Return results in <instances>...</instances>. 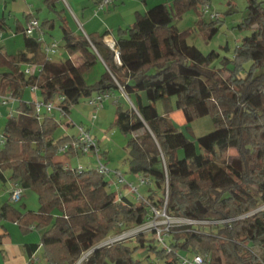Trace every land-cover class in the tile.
<instances>
[{
	"label": "trees",
	"instance_id": "1",
	"mask_svg": "<svg viewBox=\"0 0 264 264\" xmlns=\"http://www.w3.org/2000/svg\"><path fill=\"white\" fill-rule=\"evenodd\" d=\"M59 1L44 3L61 15L63 10L55 8ZM199 2L208 0L160 2L137 13L131 25L116 30L118 61L103 41L107 32H91L87 39L63 25L67 56L47 57L42 43L24 32L35 17L16 30L24 35L22 50L12 54L0 46V93L10 92L19 101L1 132L0 181L34 189L39 201L37 210L26 212L2 204L0 226L5 219L23 233L41 231L40 243L24 244L27 264L34 262L40 245L47 264H77L80 258L78 264H143L139 249L145 250L147 264H178L179 256L194 254L204 264H264V208L258 209L264 204V0H247L239 27L248 34L230 58L222 59L215 50L205 54L188 44L189 30L173 24ZM38 22L44 35L54 27L53 19ZM210 23L212 36L218 25ZM75 54L83 58L79 66L70 58ZM99 58L108 69L88 84L84 74ZM31 64L39 70L27 75L25 66ZM30 85L37 86L41 102L57 97L64 116L96 93L120 90L131 99L135 108L118 107L114 125L127 137L128 172L145 180L137 184L138 198L117 196L95 166L79 169L53 160L72 136L55 138L59 122L35 114L34 102L22 99ZM172 96L174 106L166 113L180 111L186 123L211 115L213 130L188 139L156 109V101ZM230 148L236 153L229 154ZM66 154L76 155L72 150ZM151 208L169 218L209 222L169 226L165 246L153 231L99 245L110 233L146 222Z\"/></svg>",
	"mask_w": 264,
	"mask_h": 264
},
{
	"label": "crops",
	"instance_id": "2",
	"mask_svg": "<svg viewBox=\"0 0 264 264\" xmlns=\"http://www.w3.org/2000/svg\"><path fill=\"white\" fill-rule=\"evenodd\" d=\"M172 1L173 0H114L105 10L95 12L96 0H60L55 6L56 10H63L60 15L48 8L45 5L44 0H0V18H3V27H0V46H2L8 53L12 54L22 50L24 48V35L21 31L16 30H22L29 17H35L39 21H41L43 18L53 19L54 27L56 24H58L61 34V26L63 25L68 29V31L70 30L76 34H84L86 36L91 32H107V35L114 39L116 30L118 28H124L131 25L137 13L143 14L148 8L157 3H170ZM62 2H65V4L68 5L71 10L73 9L75 11L79 22L78 28H74L69 25L66 18L67 16L65 15L66 11L64 8H59L62 7ZM45 9L57 15L59 23L54 17V14L52 16L49 12L45 14V17L40 19L39 16L43 14ZM44 38L48 41H51V39L46 38L45 35ZM63 51L64 52L61 53V57L59 59H55L53 56L51 58L53 60H60L61 58L63 59L65 56H67L65 49H63ZM70 58L76 66L81 65L83 62V58L80 54L72 55ZM31 65L34 66L37 64ZM24 66L25 65H23L22 68ZM107 69L108 68L106 64L101 58H99L97 63L85 72L84 79L88 84H91L97 81L100 75ZM39 98L40 94L38 88L35 92H32L29 87H26L23 90L22 99L26 102H34L36 99L39 100ZM127 101L131 102L128 96H125V94L120 90L111 92L109 97L102 100L100 107L92 106L88 103V98H85L82 99L78 104L71 107L68 115L61 118L62 120L60 122L59 118L58 122L60 126L62 125L63 130L65 131V134L62 136H72L75 134L76 125H81L85 129L89 130L96 139L101 152V159L105 165L110 169L120 170L128 182L132 183L133 185H137V174L128 172L127 165L124 162V159L127 156V137L122 134L114 125L117 108L121 107L122 109H126L127 106L129 107ZM18 103L19 101L17 99L6 103L0 102V121L4 118V116L7 117L11 113H16ZM169 114L172 113H166L164 110V116L166 115L168 117ZM50 115L52 118L56 119V116L53 113ZM72 126H75L74 130L69 132L70 127ZM53 136L55 137V135ZM65 155L68 157L70 156L69 154ZM73 157H77V163L75 162V165L70 164V162L63 161V158H58L57 155L53 160L56 162H61L62 165L69 167H75L79 165L82 167L95 166V163L92 164L89 162L83 165V162H81L80 158H78V154L73 155ZM87 160L90 159L87 158ZM110 181L112 182L110 183V186H114L116 181L115 177L110 176ZM10 182L11 181L8 179L2 181L3 187H6L8 190ZM141 188L142 186H139V190ZM113 190L117 196H119V194L124 195L130 200L136 198L135 194L131 192L124 184L120 186L115 185ZM0 227V242H2L9 235V233L4 223H2ZM36 240V233H29L24 236L21 235L17 243L10 244L8 239L5 245L9 251L18 253L19 257L21 258L18 264H27L28 258H25L27 254L24 249V244L36 243Z\"/></svg>",
	"mask_w": 264,
	"mask_h": 264
},
{
	"label": "rangeland",
	"instance_id": "3",
	"mask_svg": "<svg viewBox=\"0 0 264 264\" xmlns=\"http://www.w3.org/2000/svg\"><path fill=\"white\" fill-rule=\"evenodd\" d=\"M208 4H209L208 10L212 13L218 14L217 19L211 20L207 15V13L203 14L201 11L203 4L199 2L196 5V8L189 9L183 12L180 16H176L173 20V24L180 31L189 30V33L186 35L187 43L197 46L203 53L206 54L211 50H215L219 54V59H222L223 57L230 58L234 47L241 41L243 36L248 34L246 30L239 27L240 23L242 22L247 12L246 10L247 0H208ZM61 6L62 7L59 8H64V10L66 11L65 15L67 16L66 18L68 20L69 25L71 27L78 28L79 22L76 17L75 11L73 9L71 10L69 6L65 4V2H62ZM47 12H49L50 15L52 16L54 14L53 12L47 11V9H45L43 14L39 16L40 19L42 17H45L46 16L45 14ZM54 17L59 23L57 19L58 18L57 15L54 14ZM210 22L216 23V25H218L217 33H215L212 36H210V30H211ZM45 37L48 39L50 38L51 40L52 39L57 40L60 43L57 52L52 55L55 59H59L61 57V53L64 52L63 51L64 48L61 45L62 34L58 24H56V26L53 29L48 30L45 33ZM219 59H217L214 62V65L217 67L220 66V63L218 62ZM142 95L144 100L146 101L144 92H142ZM175 99L176 98L172 96L171 100L169 101L167 100L156 101L155 106L157 111L163 115L164 109H167V107H170V105L174 106ZM50 102L55 106V109L52 111V113L56 116L57 121L60 118L59 119L60 122L62 120L61 118H63L64 115L61 114V112L58 109H56V105H58L59 99L55 97L54 99H51ZM131 103L132 101L128 102V105L131 108H134L133 104ZM7 117L4 116V118L1 119L0 121V134L4 125V121L7 119ZM166 118H168L169 121L173 123V125L177 127L179 130H181L190 140H194L196 137L204 135L212 131L214 128V123L211 115H205L194 118L190 123H186L184 116L180 111H174L172 112V114H169V116ZM74 127L75 126L70 127L69 132L71 130L73 131ZM63 134H65V131L63 130L62 125L61 126L59 125L53 135H55V138H59ZM228 153L235 154L236 150L230 148L228 150ZM56 155L58 158H63V161L70 162V164L72 165H75V162L77 160V157L76 158H74L73 156L68 157L62 152H57ZM78 158H80V161L83 162V165H85L87 162L92 164L95 163L93 156L90 155H84L82 153H79ZM87 158H89L90 160H87ZM115 185L120 186L122 185V183L116 180L114 186ZM114 186H111L109 188L112 190ZM10 187H11V183L8 186V188ZM9 198H10L9 189L7 190L6 187H3L2 181H0V207L4 203H9ZM10 204L18 208L21 212H26L27 210H37L39 207L38 195L34 189L24 188L22 191V197L20 201ZM2 223L5 224L9 235L5 238V240L0 242V264H18L21 258L19 257L18 253L9 251L7 249L5 245L6 241L9 239L10 244L17 243L21 235L24 236L29 233H36L37 236L36 243H40L41 231L37 229H32L26 233H23L20 230L19 226L17 224H13L12 221L3 219ZM187 224L196 227L198 226V224H202V223L201 222L189 223L185 219L166 218L161 214V212H159L158 215L155 217V219L152 220V218H150V222L146 224L147 229L146 228L143 229L146 230V232H149L152 231L156 226H160V225L164 227V226H181ZM0 232H1V227H0ZM113 233H110L108 236L109 237L114 236L115 234ZM106 239H103L101 243H99V245L106 244L105 241ZM83 255H85L84 256L85 258L87 253L84 252ZM136 255L142 259L143 264H147V260L144 257L145 250L139 249ZM25 258H28V256H26ZM30 264H47V262L44 260L43 257L42 245H40L36 250V252L34 253V262Z\"/></svg>",
	"mask_w": 264,
	"mask_h": 264
},
{
	"label": "built area",
	"instance_id": "4",
	"mask_svg": "<svg viewBox=\"0 0 264 264\" xmlns=\"http://www.w3.org/2000/svg\"><path fill=\"white\" fill-rule=\"evenodd\" d=\"M114 0H96V6H95V12L99 11V10H104L110 3H112ZM208 2L204 3L202 5L201 11L202 13H207V15L209 16V18L211 20L217 19L218 18V14L217 13H212L208 10ZM25 34L27 35H32L35 37L36 41L42 43V48L43 51L46 53L47 57H50L51 55L55 54L57 52L58 49V42L57 40H51L49 42H46L45 38H44V32L41 30V28H39V22L36 19H30L26 26H25V30H24ZM109 36V35H105L103 37V41L111 48L115 51V58L116 61H118V52L115 49V41L114 39L109 36L111 38V43L106 42L105 37ZM39 70V66L37 65H26L24 72L29 75V74H33L35 72H38ZM30 90L32 92H35L37 89L36 85H30L29 86ZM111 95V92H101V93H96L94 95H92L91 97L88 98V103L91 104L92 106L95 107H100L101 106V102L104 98H107ZM14 98L12 97L11 93L8 92L6 94H1L0 93V102L1 103H6L9 101H13ZM34 109H35V114H41V113H46L48 115H50L52 113V111L55 109V106L50 102H41L39 100H35L34 101ZM56 109H58L61 113L62 110L61 108L56 105ZM12 115V113L10 114ZM9 115V116H10ZM94 117V115H93ZM4 142V137L2 136V134H0V147L2 146ZM69 150H72L74 153L79 154L82 153L84 155H90L94 157L95 160V168L96 170L102 174L104 176V178H106L110 183H112L110 181V176H114L115 180L121 182L122 184L126 185L129 190L131 192H133L136 197H139V194L137 192V185H133L132 183L128 182L125 178L123 173L120 170L117 169H110L108 168L105 163L102 161L101 159V152L99 149V146L96 142L95 137L93 136V134L85 129L83 126L81 125H76V132L75 134L72 135L71 140L68 143L63 144L62 146H60L58 148V152H62L64 154H66ZM79 169H82V166L79 165L77 166ZM138 176V182L139 184H143L145 182V180ZM146 181H148V179H146ZM22 187L19 186L17 183L13 182L11 187H10V198H9V202L10 203H15L18 202L22 196ZM261 209L264 208V204L260 207ZM152 210V216H150L148 218V220L144 223H142L141 225L135 226L131 229H126V230H122L119 233L115 234L112 237H108L105 241L106 244H110L116 240L125 238V237H132L135 234L139 233V232H146V230H144L143 228H146V224L148 222H150V218L155 219V217L158 215L159 212H161V214L163 216H165L166 218H169L168 216H166L164 211H158L155 210L154 208H151ZM155 216V217H154ZM174 219H182V218H174ZM187 220L189 223L190 222H201V223H208L209 221H192V220ZM212 222V221H211ZM155 226V224H154ZM122 227V223H118L117 224V228H121ZM169 226H156L152 231L155 234V237L157 239V241L162 245L165 246V236L167 234ZM108 242V243H107ZM101 243V242H100ZM102 245V244H100ZM105 245V244H103ZM34 261V259H33ZM178 264H204V260L203 257L200 254H194V255H181L179 256V261Z\"/></svg>",
	"mask_w": 264,
	"mask_h": 264
},
{
	"label": "water",
	"instance_id": "5",
	"mask_svg": "<svg viewBox=\"0 0 264 264\" xmlns=\"http://www.w3.org/2000/svg\"><path fill=\"white\" fill-rule=\"evenodd\" d=\"M86 38L88 39V36H87V35H86ZM131 104H132V103H131ZM133 106H134V105H133ZM134 108H135V107H134ZM258 209H261V208H258ZM96 247H98V244H97L96 246H94L93 249H95ZM93 249H92V250H93ZM81 260H82V258L79 259L78 263H79ZM78 263H77V264H78Z\"/></svg>",
	"mask_w": 264,
	"mask_h": 264
},
{
	"label": "bare ground",
	"instance_id": "6",
	"mask_svg": "<svg viewBox=\"0 0 264 264\" xmlns=\"http://www.w3.org/2000/svg\"><path fill=\"white\" fill-rule=\"evenodd\" d=\"M106 42L111 43V38L109 36L105 37ZM84 256V255H83Z\"/></svg>",
	"mask_w": 264,
	"mask_h": 264
}]
</instances>
